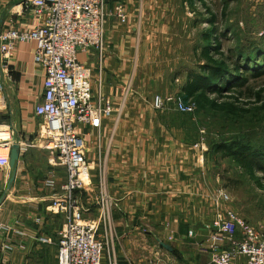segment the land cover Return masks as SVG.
Wrapping results in <instances>:
<instances>
[{
  "label": "crops",
  "instance_id": "obj_1",
  "mask_svg": "<svg viewBox=\"0 0 264 264\" xmlns=\"http://www.w3.org/2000/svg\"><path fill=\"white\" fill-rule=\"evenodd\" d=\"M27 1L0 0V31L33 29L42 22ZM166 1L107 0L109 10L123 3L126 21L107 17L100 59L95 49L77 52L78 61L91 69L92 93L100 91L113 106L98 126L79 123L76 128L93 179L98 154L105 164L114 201L107 253L115 264H211L209 199L220 187L215 155L205 145H194L195 135L176 120V110L153 109L154 94L147 99L135 83L145 39L167 17ZM35 46L34 40L19 42L10 60L0 55V138L20 147L15 166L0 168V220L9 227L0 236V264H54L64 222L61 213L47 209L66 177L64 167L53 164L37 143L42 118L35 106L42 99L44 71L34 61ZM180 78L165 93H177ZM49 171L53 187L45 184ZM87 208L94 216L93 206ZM223 246L231 248L228 241Z\"/></svg>",
  "mask_w": 264,
  "mask_h": 264
},
{
  "label": "built area",
  "instance_id": "obj_2",
  "mask_svg": "<svg viewBox=\"0 0 264 264\" xmlns=\"http://www.w3.org/2000/svg\"><path fill=\"white\" fill-rule=\"evenodd\" d=\"M27 2L43 16L42 22L33 29L0 31V55L8 61L19 42L34 40V61L44 71L42 99L35 106V114L42 118L37 143L49 152L53 164L64 167L66 177L60 186L61 193L53 196L47 207L64 218L54 264H102L104 257L108 258L106 235L112 225L114 201L108 191L102 155L97 156V173L93 179L76 127L79 123L98 126L102 117L111 114L113 106L110 98L100 91L92 93L91 69L78 61L77 52L95 49L100 59L107 17L112 15L125 22L127 13L120 2L109 10L107 0ZM150 104L155 110L174 109L181 113H192L196 108L192 99L184 100L177 93H156ZM201 140L194 145L202 148ZM11 144L9 137L0 138V168L9 166ZM45 184L54 186L53 171H49ZM230 201L229 192L221 187L209 199L213 213L207 226L210 263L264 264L263 225L246 221L229 206ZM86 204L93 205L94 216L85 215ZM8 228L0 220V236ZM224 241L230 243V249L224 248ZM239 255L244 259L239 261ZM106 264L115 262L108 258Z\"/></svg>",
  "mask_w": 264,
  "mask_h": 264
},
{
  "label": "rangeland",
  "instance_id": "obj_3",
  "mask_svg": "<svg viewBox=\"0 0 264 264\" xmlns=\"http://www.w3.org/2000/svg\"><path fill=\"white\" fill-rule=\"evenodd\" d=\"M163 5L168 11L167 17L161 21L162 28L151 30L145 39L141 63L137 66L139 78H135V83L144 90L147 99L176 88L182 75L176 80L174 71L195 67L198 59L194 49L203 44L201 34L210 26L218 35L228 64L243 62L255 69V72L245 69L244 76L248 78V87L262 91L264 99V59L257 56L264 52V0H205L204 5L195 0L192 7L182 4L181 0H167ZM211 15L215 20L210 24ZM210 97L218 103L228 100L226 96ZM242 99L248 103L245 106L248 111L238 115L211 109L185 113L190 115L189 121L197 124V140L202 138L206 149L215 141L231 137L264 146L261 102L256 98ZM214 161L220 187L230 194L229 206L246 221L264 227V174L257 173L258 180H253L229 158L216 157ZM85 215L88 216V211Z\"/></svg>",
  "mask_w": 264,
  "mask_h": 264
},
{
  "label": "trees",
  "instance_id": "obj_4",
  "mask_svg": "<svg viewBox=\"0 0 264 264\" xmlns=\"http://www.w3.org/2000/svg\"><path fill=\"white\" fill-rule=\"evenodd\" d=\"M198 1L204 5L205 0ZM181 2L192 7L195 0H181ZM214 20L215 17L211 15L208 22L211 24ZM201 39L203 44L194 49L198 59L195 67H186L183 71L176 70L173 73L174 78L181 75L183 77L177 94L184 100L192 99L196 104L195 110L211 109L227 115L247 112L248 109L245 106L248 103L242 98H256L257 102H261L260 108L264 115L262 91H253L249 88L248 78L244 76L245 69L249 72H255V69L248 65L249 68L243 62L232 65L227 63L214 27L210 26L209 29L204 30ZM257 56L264 59V52H259ZM210 95L219 98L226 96L228 100L218 103ZM177 115L178 121L197 139V124L189 121L190 115L181 112ZM209 150L215 158L222 157L232 160L250 179L258 180L256 174H264V146L256 145L251 140L240 137L220 139L212 143Z\"/></svg>",
  "mask_w": 264,
  "mask_h": 264
},
{
  "label": "water",
  "instance_id": "obj_5",
  "mask_svg": "<svg viewBox=\"0 0 264 264\" xmlns=\"http://www.w3.org/2000/svg\"><path fill=\"white\" fill-rule=\"evenodd\" d=\"M20 147L18 143L12 142L10 145V155H9V166L14 167L15 162L18 159Z\"/></svg>",
  "mask_w": 264,
  "mask_h": 264
},
{
  "label": "bare ground",
  "instance_id": "obj_6",
  "mask_svg": "<svg viewBox=\"0 0 264 264\" xmlns=\"http://www.w3.org/2000/svg\"><path fill=\"white\" fill-rule=\"evenodd\" d=\"M3 151H5V150H3Z\"/></svg>",
  "mask_w": 264,
  "mask_h": 264
}]
</instances>
